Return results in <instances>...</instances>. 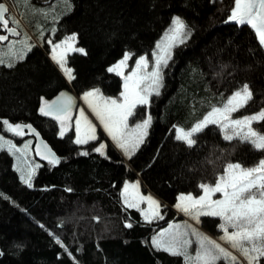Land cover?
<instances>
[{"label": "trees", "instance_id": "1", "mask_svg": "<svg viewBox=\"0 0 264 264\" xmlns=\"http://www.w3.org/2000/svg\"><path fill=\"white\" fill-rule=\"evenodd\" d=\"M9 2L38 46L30 44L31 49L21 53L23 59L9 55L8 41L0 47V134L7 135L4 119L31 124L58 163L39 161L28 187L14 153L0 150V264H184L182 256L157 250L151 243L174 218L173 211L163 208L162 219L147 223L122 202L121 191L138 178L143 192L174 205L181 194L200 196L201 183L214 186L227 164L253 167L264 159V150L238 139L224 140L217 125L195 134L192 147L176 139V128L190 129L245 84L252 98L236 114L264 110V50L250 27L225 22L234 0ZM175 16L185 25L187 39L174 47L163 68L160 94H151L147 105L134 109L131 121L148 114L151 123L131 159L124 161L109 144L104 155L96 152L100 138L78 145L69 127L61 136V125L39 116L41 100L57 98L69 87L77 96L92 90L117 96L121 78L108 68L125 52L130 66L149 55ZM18 28L20 36L9 39L14 49L26 36ZM73 34L74 46L84 52L66 55L74 77L67 83L45 52ZM252 126L264 134V122ZM219 223L202 218L200 225L216 236Z\"/></svg>", "mask_w": 264, "mask_h": 264}, {"label": "snow or ice", "instance_id": "2", "mask_svg": "<svg viewBox=\"0 0 264 264\" xmlns=\"http://www.w3.org/2000/svg\"><path fill=\"white\" fill-rule=\"evenodd\" d=\"M8 11L9 9L0 3V27L9 34H17L16 28L9 27V24L11 22L18 25V21L11 17L5 18ZM225 22L249 26L258 39L259 46L264 48V0H234V6L230 7V15ZM172 25L173 27L163 41L156 45L158 52L153 54L154 63L151 72L144 71L148 67V61L142 56L136 60L135 69L124 76L122 70L130 59V54L127 52L119 62L108 68L109 72H115L124 79V91L120 94L122 100L104 99L98 95V90L86 92L83 97L105 132L129 159L144 142L151 117L144 119L142 123L136 124L133 128H129V118L134 116V109L138 105L149 103L148 98L151 94H160L162 71L168 66V61L171 59V49L177 41L184 43L187 39L188 34L184 32L185 25L179 18H173ZM7 39V36L0 35V41ZM75 40L76 36L73 34L60 43L52 44L51 58L69 80L74 77L72 69L66 67L67 53L69 51L84 52V49L73 46ZM49 42L51 43V41ZM30 49L29 45L28 50ZM61 49L62 51H58ZM23 58V55L19 57V59ZM0 63H4L3 59H0ZM12 66L13 64H8V67ZM90 97H95L98 102L93 103L89 99ZM251 98L252 93L248 85H243L240 90L227 97L221 106H213L203 119L193 125L189 131L176 128V139L184 141L189 147H192L196 143L193 138L195 134L212 124L219 127L224 140L238 139L243 143L251 144L256 150H264V134L257 132L252 127L254 122H264V110L256 115L233 118V114L244 108ZM71 103L70 97L62 96L59 107H55L58 104L57 101H53L51 104L45 101L39 111L45 116L52 115L54 111L59 115H66ZM59 115L55 118H59ZM82 123L85 129L83 136L81 135ZM2 124L6 126L7 131L15 135L22 134L20 124L13 125L7 119L2 120ZM61 125L60 134L63 136L65 130L63 121H61ZM27 127L31 131V126ZM76 133V144H86L90 140L97 139L96 127L85 116L83 110L76 119ZM104 149L105 144L100 143L94 150L104 155ZM17 151L20 150L17 149ZM81 155H87V153L82 152ZM50 163H58V160L53 157ZM21 179L28 187H32L31 173H29L28 179L23 176ZM129 187L137 192L134 202H130L127 198ZM199 187L203 190V195L197 199L190 194H181L177 197L175 207L198 223L200 216L219 217L222 221L219 227L223 232L220 239L239 253L246 264H260L261 258H264V159H261L253 167H242L239 163H229L224 167L223 174L216 178L214 186L201 183ZM138 189V184L128 185L126 183L124 185L122 195L125 197V205L140 210L139 203L146 202L148 210H140L145 221L151 223L153 219H162L159 202L151 196L139 195ZM215 193H222L223 198L213 200L212 195ZM126 227H132V225L127 224ZM187 235L188 233L181 232L177 228L174 232H164L154 237L152 245L157 250L168 252L170 255L182 256L185 264H217L220 260L239 264L237 256L233 255L231 251L201 235L195 229H191V236L195 238L198 247L195 255H190L188 249L193 240L188 239ZM57 243H61V241L57 239ZM61 247H64L62 243Z\"/></svg>", "mask_w": 264, "mask_h": 264}, {"label": "rangeland", "instance_id": "3", "mask_svg": "<svg viewBox=\"0 0 264 264\" xmlns=\"http://www.w3.org/2000/svg\"><path fill=\"white\" fill-rule=\"evenodd\" d=\"M5 1H6L5 5L9 9V11L11 10L10 11V17L13 18L15 21H18V25L16 23H13V25H16V26L20 27L22 30H24V34H26V36H24L23 39H20L21 42L17 43V47L15 49H14V42L13 41L8 40V44H6V49L9 51L8 52L9 55L18 56V55H21V53L26 48H28L30 44H35V45L38 46V43H37L36 39L33 38L34 35L32 34V32H30V30L23 24V22L21 21L19 15L17 14V12L13 9V7H11L12 4L9 2V0H5ZM174 18H179V17L175 16ZM172 27H173V25H172V22H171L170 25L165 30V32L163 33V35L161 36V38L157 41L156 45L163 41L164 37L166 36V34H168L170 32ZM184 32H185V29H184ZM74 43H75V41L73 42V46H74ZM10 44H11V49H10ZM178 44H180L179 41H177L176 45H178ZM156 45H155V48L152 50V52L149 55H142L148 61V67H147V69H144L145 72H151L152 71V66H153V63H154V55L153 54L158 52V50L156 48ZM174 47L171 49V55H172V51H173ZM58 51H62V49L58 50ZM51 52H52V44H50V52L49 53L45 52L46 58L48 59V61L53 66H55L57 68V70H59V72L61 73V76L65 80V82L69 83V79L67 78V76L60 69V67L52 60ZM70 52H72V51H69L68 53H70ZM142 56H140V57H142ZM2 58H3V55L0 54V59H2ZM138 59H136V60H138ZM129 60L127 61L126 67H124L123 70H122L124 76H127L136 67V60L131 66L129 64ZM119 61H117V62H119ZM116 63H114L112 66H114ZM0 64H2V63H0ZM113 73H115V72H113ZM119 77L121 78L122 90L117 96H115V97H105L100 91H98V95L103 97L104 99H120V100H122V97H121L120 94L124 91V79L121 76H119ZM70 90H72V89L70 88ZM92 91H94V90H92ZM67 94L68 95H72L73 97H75L78 100L77 101V107L78 108L76 110L75 118L73 117V118H70V120H69L70 121L69 128L73 131V136H74L73 141H74V143H75V140L77 138L76 119L79 117L81 110H83L85 116H87L88 119L93 124V126L96 127V136H97L96 140H98L100 138L101 139V143H103L105 145L106 144L111 145L120 154V156L123 158V160L127 161V157L123 154V151L121 149H119L116 146L115 142L111 139V137L108 136V134L105 132L103 126L100 125L99 120L95 117V115L92 113L91 109L88 107V103L83 98L84 95H82V96H77L76 95L75 96V95H73V91L72 92L68 91ZM89 99H91L93 101V103H97L98 102L95 97H90ZM148 117H149L148 114H145L144 116L139 117L137 119L133 118L134 120H132V121L130 120V118H131L130 117L129 118V122H128L129 123V128H133L136 124L142 123L143 120L147 119ZM242 117H244V116H238L236 113L233 114V118H242ZM202 119H200V120H202ZM9 123H11V122H9ZM196 123H194L193 125H195ZM13 125H15V124H13ZM210 125H212V124H210ZM191 127H190V129H191ZM69 128H64L65 129L64 133ZM180 128L183 129L184 131H189L190 130V129H185L183 127H180ZM2 129L4 130L5 133H7V135L0 134V150L1 149H6V150L12 152V154L14 153L15 166H16L17 170L20 172V175L23 176L25 179H28L29 173H31V178H32V176L36 172V168L40 165V162H39L40 160L37 157V154H36V152L34 150V142H33L32 138L30 136H27V132L25 130H23V129H22V134L21 135H15L14 133L7 131L6 130V126H4L3 124H2ZM253 129L256 130L254 127H253ZM84 133H85V129H84V126H83V123H82L81 124V135L83 136ZM145 137H144V139H145ZM90 141H92V140H90ZM78 145H82V144H78ZM12 146H14V147H12ZM17 149H19L20 151H17ZM48 160L50 161L51 159L49 158ZM30 183H31V179H30ZM127 184L128 185L138 184L139 185V189H138V194L139 195H141V196H151L153 199L158 201L159 204H160V215L162 214L163 208L170 209L171 211H173V213L175 215L174 218L169 221V223L166 225L165 228L161 229L158 233L153 235V237L151 239V243H152L153 238L159 236L160 233L174 232L178 228L179 231L188 233L187 238L193 240V243L189 247L188 252H189L190 255L194 256L196 248L198 247V244L195 242V238L191 236V229H195L201 235L206 236L208 239L215 241L216 243L220 244L222 247H225L227 250L231 251L233 253V255L237 256V260L239 261L240 264H246V261L242 257L239 256V253H237L235 250L231 249L230 246L226 245L224 243V241H222L220 239V237L223 235V232L220 229V227H219L220 234L214 236V235L210 234L208 231H206L205 229H203L201 227V225H200V222L202 221V218H210L211 220L213 218H216L217 221L220 222L219 223V225H220L222 223V221L220 220L219 217L200 216L199 217V223H198L195 219H193L190 216L186 215L184 212L178 210L175 207L176 204L168 205L166 202L162 201L159 197L154 195L152 192H150V191L143 192L142 191V188H143L142 187V183H141V181L138 178L135 181L127 182ZM123 189H124V187L122 188V191H121V199H122V202L125 204V202H124L125 197L122 195ZM203 194L204 193H202L201 195H203ZM183 195H189V194H183ZM136 196H137L136 190H134L131 187H129L128 193H127L128 200L130 202H134ZM194 198L198 199L199 196L198 197H194ZM222 198H223L222 193H215V194L212 195V199L213 200L222 199ZM130 208H133V207H130ZM134 209L137 210V208H134ZM139 209L147 211L148 210V204L146 202H140L139 203ZM140 210H137V211H139V213L141 215V211ZM142 219L145 221L143 216H142ZM229 231H232V229H229ZM228 262L230 264H232L231 261H228ZM184 264H185V262H184Z\"/></svg>", "mask_w": 264, "mask_h": 264}, {"label": "flooded vegetation", "instance_id": "4", "mask_svg": "<svg viewBox=\"0 0 264 264\" xmlns=\"http://www.w3.org/2000/svg\"><path fill=\"white\" fill-rule=\"evenodd\" d=\"M5 0H0V3H2V4H4L5 5ZM6 6V5H5ZM7 7V6H6ZM11 11V10H10ZM10 11H8V13L6 14V16H5V18H9L10 17ZM9 27H15L16 28V31H17V34H9L8 32H6V31H4L3 30V28L2 27H0V35H4V36H7L8 37V39L7 40H5V41H0V47L1 46H3L4 44H6L7 43V41L10 39V38H12V37H15V38H17V37H19L20 36V34H21V32H20V29L18 28V27H16L15 25H13L11 22H10V24H9ZM1 50V49H0ZM66 92H64L63 94H65ZM62 94V95H63ZM55 99V98H54ZM54 99H51V100H41V102H40V104H39V107H38V111L40 110V107H41V105H42V103L43 102H47V103H50L52 100H54ZM75 110H73V111H69L66 115H61V116H59V118H55L54 116H52V117H49V116H45V115H42L41 113H40V111H39V116L40 117H44V118H46V119H49V120H52V121H54V122H56L57 123V125H61V121H63V123H64V128H67V127H69V124H70V118H75V114H76V110H77V103L75 102ZM21 126H22V129L23 130H25L26 132H27V136H30L31 138H32V140H33V142H34V150H35V140H34V137H33V130H35L34 129V126L33 125H31V124H20ZM28 125H30L31 126V131H29V128L27 127ZM62 126V125H61ZM46 145L48 146V147H50L47 143H46ZM51 148V147H50ZM35 152H36V150H35ZM51 159V157L49 156V157H47V158H45V159H40V161H45V160H48V159Z\"/></svg>", "mask_w": 264, "mask_h": 264}, {"label": "water", "instance_id": "5", "mask_svg": "<svg viewBox=\"0 0 264 264\" xmlns=\"http://www.w3.org/2000/svg\"><path fill=\"white\" fill-rule=\"evenodd\" d=\"M233 6H234V4H233ZM227 23L232 24V25H237V26H243V25L237 24L235 22H227ZM245 26H247V25H245ZM263 50H264V48H263ZM69 91L72 92V90H70V87H69ZM62 96L63 97H70L71 98V101H72L71 106L68 107L67 113L69 111L75 110V105H76L75 102L77 103L78 100L75 97H73L72 95H68L66 93L63 94V95H61V96H59V97H57V98H55L49 104H51L53 101H57L58 104L55 107H59ZM58 115L59 114L54 111L52 115H47V116H49V117H52V116L57 117ZM59 116H61V115H59ZM32 132H33V137H34V140H35V150H36V154L39 152V154H37L38 158L39 159H45V158H47V157L50 156L51 159L53 157H55V159L58 160V158L56 157V155L53 152V150L46 145V142L42 139V137L40 136V134L37 131H35V130H33Z\"/></svg>", "mask_w": 264, "mask_h": 264}, {"label": "bare ground", "instance_id": "6", "mask_svg": "<svg viewBox=\"0 0 264 264\" xmlns=\"http://www.w3.org/2000/svg\"><path fill=\"white\" fill-rule=\"evenodd\" d=\"M55 67V66H54ZM56 68V67H55ZM57 69V68H56ZM68 92H66V94H67ZM73 95H75L76 96V94L73 92ZM38 157V156H37ZM40 160V159H39Z\"/></svg>", "mask_w": 264, "mask_h": 264}]
</instances>
